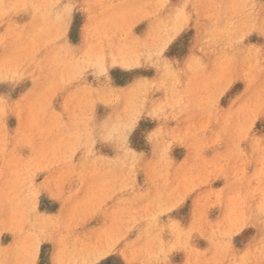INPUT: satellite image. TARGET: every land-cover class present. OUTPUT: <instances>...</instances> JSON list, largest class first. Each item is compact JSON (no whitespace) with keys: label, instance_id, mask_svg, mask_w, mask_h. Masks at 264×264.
I'll list each match as a JSON object with an SVG mask.
<instances>
[{"label":"rangeland","instance_id":"1","mask_svg":"<svg viewBox=\"0 0 264 264\" xmlns=\"http://www.w3.org/2000/svg\"><path fill=\"white\" fill-rule=\"evenodd\" d=\"M261 29L264 0H0V264H264Z\"/></svg>","mask_w":264,"mask_h":264},{"label":"snow or ice","instance_id":"2","mask_svg":"<svg viewBox=\"0 0 264 264\" xmlns=\"http://www.w3.org/2000/svg\"><path fill=\"white\" fill-rule=\"evenodd\" d=\"M261 34L264 35V29H261ZM129 130L126 129L124 132V135H128ZM138 131L135 133L137 135ZM40 241L37 240L36 243L33 245L30 257L28 260V264H58L57 261L53 259L47 258V260L44 259V252L43 250H38V245ZM103 255V253H101Z\"/></svg>","mask_w":264,"mask_h":264}]
</instances>
